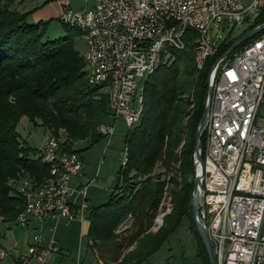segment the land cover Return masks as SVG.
I'll return each instance as SVG.
<instances>
[{
  "label": "trees",
  "instance_id": "trees-1",
  "mask_svg": "<svg viewBox=\"0 0 264 264\" xmlns=\"http://www.w3.org/2000/svg\"><path fill=\"white\" fill-rule=\"evenodd\" d=\"M4 1L0 8V221L14 222L25 200L11 182L28 180L39 186L50 175V166L35 158L39 150L20 141V120L40 121L52 137H64L65 151L82 156L107 138L100 129L110 111L106 87L89 84L85 59L76 50L75 37L83 32L67 27V36L46 41L49 23L29 24L30 13L11 9L12 0L0 4ZM262 24L264 10L247 31L228 36L201 70L196 64L198 34L188 29L186 47L170 49V57H163L145 80L143 112L126 134L127 161L119 170V184L106 204L89 211L87 246L99 264H148L185 217L191 219L199 257L210 264L192 219L197 129L205 113L213 65ZM86 140L87 149H74L75 143ZM206 145L205 131L200 144L203 159ZM158 168L164 171L157 173ZM167 201L172 211L153 233L157 212ZM130 220L133 233L121 238L120 227ZM125 245L133 249L123 253Z\"/></svg>",
  "mask_w": 264,
  "mask_h": 264
},
{
  "label": "built area",
  "instance_id": "built-area-1",
  "mask_svg": "<svg viewBox=\"0 0 264 264\" xmlns=\"http://www.w3.org/2000/svg\"><path fill=\"white\" fill-rule=\"evenodd\" d=\"M54 1L59 20L87 36L89 84L106 87L109 115L122 118L129 128L140 122L145 80L163 57H170V49L186 47L188 29L198 34L196 64L201 70L219 47L208 40L215 22L239 23L248 19V10L255 9L257 18L264 10V0H254L247 9L242 0H76L80 9L74 0ZM258 35L223 59L214 78L199 219L216 264H264V126L257 124L264 108V31ZM100 130L107 138L115 133L114 126L105 124ZM35 158L50 166V175L39 186L28 180L20 184L25 208L17 225L39 231L48 221L89 220L88 187L71 185L83 173L82 156L65 151L62 139L51 137ZM34 241L16 264H52L59 252L55 240L49 247L40 235ZM5 256L0 251V259Z\"/></svg>",
  "mask_w": 264,
  "mask_h": 264
},
{
  "label": "rangeland",
  "instance_id": "rangeland-1",
  "mask_svg": "<svg viewBox=\"0 0 264 264\" xmlns=\"http://www.w3.org/2000/svg\"><path fill=\"white\" fill-rule=\"evenodd\" d=\"M242 2L247 9L253 4L254 0H242ZM5 3L6 1L0 4V8L4 7ZM73 5L76 9L83 6L76 0H74ZM11 9L21 13H30L28 17L29 24L49 23L45 36L46 41H53L68 35V26L59 20V7L54 0H12ZM246 16L248 19H243L239 23L224 20L215 22L208 33V40L215 45H220L228 36L237 37L244 33L250 26L254 25L258 13L255 9H250L247 11ZM75 47L79 54L86 58L88 39L84 33H80L75 37ZM142 85L143 83L139 82V86ZM257 124L259 127L264 126V108ZM105 125L115 127L114 136L104 139L84 152L86 176L83 179L74 178L71 182L75 189L80 186V183L88 187L86 197L89 198L94 207L106 204L110 200L115 187L119 184V170L123 165L126 152L125 137L129 131L128 125L122 118L115 119L111 115L106 118ZM18 132L20 133V141L25 146L36 150H41L47 139L52 137L51 131L43 126L40 121L35 124L28 117H23L20 120ZM62 141H64L63 136ZM89 145L90 143L87 140L79 141L75 143L74 149H87ZM163 171L160 168L157 169V173ZM23 181L11 182V184L18 189ZM82 202L83 197H78L77 204L80 205ZM171 211L172 205L169 201L161 205L151 232H156L164 224L165 216ZM191 226V219L185 217L176 233L151 258L152 262L166 264L170 260L173 264H203L198 255L197 240L191 231ZM132 227L133 220L120 227L121 238L130 237L133 233ZM88 230L89 220L82 222L78 219L68 224L62 219L54 222L53 229L47 226L39 231L33 228L23 229L15 221H0V251L4 250L6 252V256L0 259V264H16L17 259L27 252L28 244L35 243L34 240L37 235L41 236L45 247H49L52 240H55L59 252L52 256V264H99L87 247ZM17 245L19 249H16ZM132 249L133 247L125 245L122 252L127 253ZM60 251L64 255L63 258H61Z\"/></svg>",
  "mask_w": 264,
  "mask_h": 264
},
{
  "label": "water",
  "instance_id": "water-1",
  "mask_svg": "<svg viewBox=\"0 0 264 264\" xmlns=\"http://www.w3.org/2000/svg\"><path fill=\"white\" fill-rule=\"evenodd\" d=\"M264 31V24L259 25L258 27L254 28L248 34L237 40L220 58L217 59L215 64L213 65L210 75H209V85H208V94H207V102H206V109L204 116L199 124L196 134L195 140V167H196V176H195V188L193 193V200H192V219L193 222L199 232V235L204 243L206 248L210 264H216L214 252L212 248V244L210 241V237L208 231L199 219V210L202 205V180L204 177V162L202 158V150L200 148L202 135L206 129V126L209 121L210 111H211V103H212V95H213V86H214V78L216 71L220 62L228 57L232 52H234L239 46H241L246 41L254 38L258 34Z\"/></svg>",
  "mask_w": 264,
  "mask_h": 264
},
{
  "label": "crops",
  "instance_id": "crops-1",
  "mask_svg": "<svg viewBox=\"0 0 264 264\" xmlns=\"http://www.w3.org/2000/svg\"><path fill=\"white\" fill-rule=\"evenodd\" d=\"M82 158H83V173H82V175L81 176H78V177H75V178H85V176H86V170H85V164H86V157H85V155H84V153H83V155H82ZM73 181V180H72ZM74 186V185H73ZM72 186V187H73ZM82 186H84V184L83 183H80V186L77 188V189H79L80 187H82ZM75 187V186H74ZM73 187V188H74ZM87 200H88V202L90 203V206L91 207H94L92 204H91V201L89 200V198H87ZM53 224L54 223H52V222H50V221H48L45 225H44V227H47V226H53ZM88 247V246H87ZM89 250V249H88ZM90 251V250H89ZM91 252V251H90ZM60 255H61V258H63L64 257V255L61 253V251H60ZM148 264H155V263H153L152 262V260H151V258H150V260H149V262H148ZM166 264H173L170 260L169 261H167V263Z\"/></svg>",
  "mask_w": 264,
  "mask_h": 264
},
{
  "label": "bare ground",
  "instance_id": "bare-ground-1",
  "mask_svg": "<svg viewBox=\"0 0 264 264\" xmlns=\"http://www.w3.org/2000/svg\"><path fill=\"white\" fill-rule=\"evenodd\" d=\"M124 161V160H123Z\"/></svg>",
  "mask_w": 264,
  "mask_h": 264
}]
</instances>
